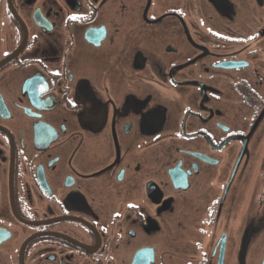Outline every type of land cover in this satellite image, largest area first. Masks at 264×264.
<instances>
[{
  "label": "flooded vegetation",
  "instance_id": "1",
  "mask_svg": "<svg viewBox=\"0 0 264 264\" xmlns=\"http://www.w3.org/2000/svg\"><path fill=\"white\" fill-rule=\"evenodd\" d=\"M192 1L0 0V264H264V0Z\"/></svg>",
  "mask_w": 264,
  "mask_h": 264
},
{
  "label": "rangeland",
  "instance_id": "2",
  "mask_svg": "<svg viewBox=\"0 0 264 264\" xmlns=\"http://www.w3.org/2000/svg\"><path fill=\"white\" fill-rule=\"evenodd\" d=\"M188 2L190 7L186 8L187 12L185 14V22L191 37L195 39L201 38L202 40H213L209 33L212 34L215 31L214 21L216 20V16H213L214 11L208 5L206 6L204 4L205 2H198L196 5L192 0H188ZM170 20L172 19L169 18V21ZM172 26V28H169V34H167V36H169V40H187L181 26Z\"/></svg>",
  "mask_w": 264,
  "mask_h": 264
},
{
  "label": "water",
  "instance_id": "3",
  "mask_svg": "<svg viewBox=\"0 0 264 264\" xmlns=\"http://www.w3.org/2000/svg\"><path fill=\"white\" fill-rule=\"evenodd\" d=\"M183 29H184V32H185V35H186L187 39H188V40H193V39L191 38V35H190L189 30H188V28H187V26H186L185 23H183Z\"/></svg>",
  "mask_w": 264,
  "mask_h": 264
},
{
  "label": "snow or ice",
  "instance_id": "4",
  "mask_svg": "<svg viewBox=\"0 0 264 264\" xmlns=\"http://www.w3.org/2000/svg\"><path fill=\"white\" fill-rule=\"evenodd\" d=\"M78 17H75V16H73V17H70V19H77Z\"/></svg>",
  "mask_w": 264,
  "mask_h": 264
}]
</instances>
